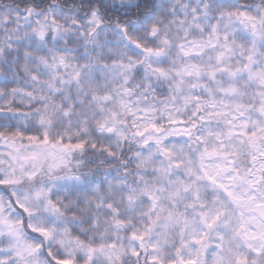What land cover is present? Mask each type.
Returning <instances> with one entry per match:
<instances>
[{"label":"snow or ice","instance_id":"obj_1","mask_svg":"<svg viewBox=\"0 0 264 264\" xmlns=\"http://www.w3.org/2000/svg\"><path fill=\"white\" fill-rule=\"evenodd\" d=\"M0 264H264V0H0Z\"/></svg>","mask_w":264,"mask_h":264}]
</instances>
